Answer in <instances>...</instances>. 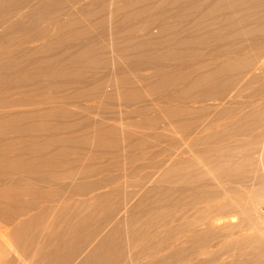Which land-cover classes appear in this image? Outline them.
I'll list each match as a JSON object with an SVG mask.
<instances>
[{
    "label": "rangeland",
    "instance_id": "1",
    "mask_svg": "<svg viewBox=\"0 0 264 264\" xmlns=\"http://www.w3.org/2000/svg\"><path fill=\"white\" fill-rule=\"evenodd\" d=\"M4 3L2 7L9 5ZM46 5L38 6L40 18L27 21L25 31H12L9 42L14 53L22 42L27 50L43 51L31 59L17 53L16 58L4 57L0 76H11L15 93L60 91L69 97L63 106L37 110L48 114L34 124L67 127L41 136H86L71 147L74 155L83 153L106 167L118 162V167L84 179L78 178L81 169L76 170L75 181L93 184L104 176L122 175V198L131 189L144 195L146 189L156 188L146 199L153 202L169 200L172 179H199L220 235H232L230 242L250 240L244 244H250L248 248L253 239L263 246L264 0H52ZM48 9L59 21L55 26L49 23V12L42 14ZM41 31L40 40L28 42ZM20 65L24 72L16 71ZM205 73L214 74L200 82ZM31 109L24 105L15 110ZM97 125L116 130L106 135L117 136L112 139L118 144L115 149L100 151ZM181 159L182 165L171 170ZM135 168L139 173H133ZM45 232L42 241L50 228ZM127 241L126 254L133 260L138 252ZM260 248L249 252L253 264H264ZM217 253L224 264L241 256L232 245ZM0 258L2 264L1 252Z\"/></svg>",
    "mask_w": 264,
    "mask_h": 264
},
{
    "label": "bare ground",
    "instance_id": "2",
    "mask_svg": "<svg viewBox=\"0 0 264 264\" xmlns=\"http://www.w3.org/2000/svg\"><path fill=\"white\" fill-rule=\"evenodd\" d=\"M50 1L17 0L12 4L5 2L9 5L2 7L4 1L0 0V70L5 69L1 66H6L3 62L6 56L16 58L14 54L17 53L21 58L31 59L41 51L39 48L27 50L24 47L26 42H22V46L16 45L14 53L9 42L12 31L23 29L27 21L39 16L41 9L38 6L44 8ZM43 11L45 17L49 12L50 24L55 26L59 23L57 18L51 16L49 9ZM42 33L38 35V32L37 37L32 35L34 38L27 39L28 42L36 43L43 37ZM16 71L24 72L25 68L20 65ZM207 74L214 73H205L200 82L203 78L208 79ZM12 86L11 76H0V252L1 257L5 258L2 264H224L217 252L219 248H230L231 245L241 255L232 264H253L249 252L258 247L264 251V245L259 246L258 239H253L248 248L250 244H244L250 240L233 238L230 242L232 235H220L219 221L211 211L205 184L199 183L196 174V181L172 179V186L167 189L169 200L157 198L153 202L146 199H150L151 192L157 191L156 188L146 189L144 195L139 190L131 189L122 198L126 186L122 189L119 183L122 175L109 178L103 175L105 178H99L93 184L89 181L86 183L87 180L76 182L77 177L72 176L77 175L76 170L81 169L78 178L84 179L89 174H102L106 168H116L118 162L106 167L92 158L83 157V153L74 155L71 147L80 137L86 136H41L44 133L53 135L59 128L67 127L54 129L34 124L33 120L48 114L44 109L45 113H38L37 110L41 106H63L69 101L68 96L60 91H23L19 94L14 92ZM172 98H167V101ZM24 105L32 109L17 113L15 109ZM31 111L37 113L31 115ZM20 122L29 124L10 128ZM95 132L100 151L116 148L114 140L117 136H106L116 134L114 128L97 125ZM182 159L173 163L170 169L175 171L180 167ZM142 165L146 168L145 164ZM144 168L142 166L141 169ZM137 170L135 168L131 172L136 173ZM131 185L135 186L133 183ZM108 186L109 189H105ZM138 194L143 196L139 197ZM78 196L84 198L77 200ZM168 204L170 208L161 209ZM49 228L50 232L42 241ZM128 239L130 249L138 252L133 260L128 259L126 254ZM260 241L263 242V238ZM141 255L146 259H139ZM259 258V261H264V256L259 255Z\"/></svg>",
    "mask_w": 264,
    "mask_h": 264
}]
</instances>
